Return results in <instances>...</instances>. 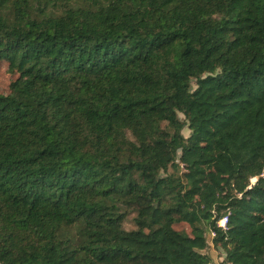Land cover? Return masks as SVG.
<instances>
[{"label":"trees","instance_id":"16d2710c","mask_svg":"<svg viewBox=\"0 0 264 264\" xmlns=\"http://www.w3.org/2000/svg\"><path fill=\"white\" fill-rule=\"evenodd\" d=\"M0 63V264H264V0H0Z\"/></svg>","mask_w":264,"mask_h":264},{"label":"rangeland","instance_id":"374dc122","mask_svg":"<svg viewBox=\"0 0 264 264\" xmlns=\"http://www.w3.org/2000/svg\"><path fill=\"white\" fill-rule=\"evenodd\" d=\"M5 63H0V92L6 91V85L8 83V77L5 72ZM179 118L183 119V115L181 113H178ZM160 128H163V124L160 125ZM182 133L184 136H188L190 133V130L184 126L182 129ZM254 179H252V182ZM218 224L223 225L224 221H219ZM187 229L188 226L186 224H183ZM125 226L130 228L132 225L130 222H125ZM179 228V226H177ZM181 227V226H180ZM208 245L204 250H202L203 253L207 254L209 258L211 259L212 264H227L224 262L225 252L222 248L215 246L211 242V234H206Z\"/></svg>","mask_w":264,"mask_h":264},{"label":"built area","instance_id":"2783aa9c","mask_svg":"<svg viewBox=\"0 0 264 264\" xmlns=\"http://www.w3.org/2000/svg\"><path fill=\"white\" fill-rule=\"evenodd\" d=\"M220 221H224V219L220 220ZM225 222V221H224ZM223 227L225 226V224L222 225Z\"/></svg>","mask_w":264,"mask_h":264}]
</instances>
